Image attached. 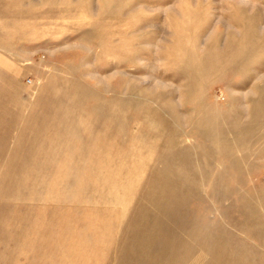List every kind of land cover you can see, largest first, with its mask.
<instances>
[{
    "label": "rangeland",
    "instance_id": "obj_1",
    "mask_svg": "<svg viewBox=\"0 0 264 264\" xmlns=\"http://www.w3.org/2000/svg\"><path fill=\"white\" fill-rule=\"evenodd\" d=\"M0 264H264V0H0Z\"/></svg>",
    "mask_w": 264,
    "mask_h": 264
}]
</instances>
